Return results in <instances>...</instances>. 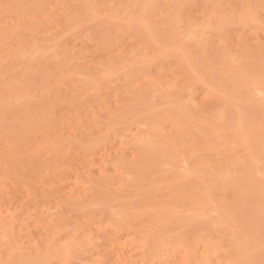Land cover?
<instances>
[{"label":"bare ground","instance_id":"6f19581e","mask_svg":"<svg viewBox=\"0 0 264 264\" xmlns=\"http://www.w3.org/2000/svg\"><path fill=\"white\" fill-rule=\"evenodd\" d=\"M43 1L0 0V42L4 43H0V54L11 47L6 49L7 54L0 55V65L5 64V58L11 60L17 56L24 60L29 72L35 68L32 74L38 73L37 80H42L45 88L42 93L47 96L46 100L39 99L40 103L45 100L42 106H61L60 117L63 115L62 119L56 117L57 123H46L50 128L56 124L55 128L40 131L49 142L39 139L40 144L35 138L37 144L30 145L27 154L22 149L19 153H10V150L9 154L6 151V155L0 154V177L3 178L0 181V264H213L214 258L219 259L215 264H264V183L257 185L252 178L264 175V149L258 145L264 139V125L245 117L238 103L240 99H232L234 90L229 96V89L254 86V77H258L260 84L264 83L261 0L241 8L237 18L241 26L256 29L252 37L244 39L236 35L237 38H232L234 29L231 31L230 24L239 23L232 21L234 12H226L221 3L209 12L210 0L205 1L202 6L206 7L199 11L201 15L196 9V15H200L197 17L192 14L193 3L179 1L178 5L173 3L174 7L167 5V9L157 2L154 6L153 0H144L143 6L134 11L136 16L131 15L137 19L142 14L133 20L139 27L131 26L132 31L127 32L129 28L125 30L124 19L117 10L114 9L116 14L113 10L104 11L107 16L103 20L107 19V24L89 41L77 42L72 38L74 44L66 38L67 28L63 27L72 22L68 20L70 10H65L69 8L67 3L58 0L63 7L67 5L60 8L66 12H61L67 18L63 23L65 18L60 16L62 22L59 21L60 17H56L59 13L52 10L56 3L45 0L42 4ZM80 1L86 15L100 17L99 10L90 1ZM47 2L48 8H44ZM40 4L45 9H41L43 17L29 11ZM228 16L231 17L228 19ZM46 21L55 27L48 28ZM200 25H203L201 29ZM256 35L262 36L259 37L262 44L248 40ZM258 37L253 39L258 41ZM127 38L131 41L129 45ZM188 39L191 43L186 42ZM238 45L246 59L245 69L246 65L250 67L249 71L246 69L249 73L244 70L241 73V67L235 69V74L240 71V79L235 78L233 65L228 61V57L233 58L238 52ZM202 53L204 57L208 53L205 65L201 63L204 72L198 62L191 61ZM213 54L227 59V66L231 63L228 77L225 70L227 81H223L224 73L221 82L215 76L218 66L216 70L209 67L218 58L214 55L213 60ZM259 56L262 61L256 58ZM166 62L168 67L172 65L169 71L174 74L165 71ZM16 64L18 67L22 61ZM8 66L0 67V72L3 71L0 75L9 73L11 66ZM253 68L258 72L256 76ZM178 71L184 74L183 78L180 73L176 74ZM250 71L253 76L249 75ZM79 76L85 79L84 83L77 80ZM177 77L182 78L179 81L182 84L176 81ZM175 82L183 86L167 95L166 87L175 88ZM162 89L166 95L161 94ZM39 100L34 106L41 107ZM234 100L239 105L235 102L230 105ZM22 110L25 106L20 113ZM218 140L223 141V147L225 141L229 145L225 144L221 155L216 157L215 153L220 154L218 149L222 147L214 144ZM20 153L23 156H18ZM12 166H28L29 171L24 176L17 175L8 188L5 172ZM144 200L147 204H141ZM182 209L186 210L185 214L192 212L191 217L177 216L184 212ZM72 214L78 218H72ZM210 214H216L213 220L227 221L223 230L219 226L222 235L214 233L221 236L217 240L211 238V233H205L210 238L200 236L202 229L209 226L203 227L205 220L200 224L201 231H197V218L204 219ZM190 218L197 222L190 223L187 220ZM184 219L189 227L186 225L187 229L178 233L177 229H182L178 224L185 222ZM135 222L139 224L136 226ZM253 223L256 230L252 228L251 234L249 226ZM216 225L218 228L217 222L212 223V227ZM170 227L178 234L172 232L173 235L167 236L165 229ZM193 227L198 235L184 236L193 232ZM216 246L219 250L213 252ZM218 254L225 260H220Z\"/></svg>","mask_w":264,"mask_h":264},{"label":"rangeland","instance_id":"374dc122","mask_svg":"<svg viewBox=\"0 0 264 264\" xmlns=\"http://www.w3.org/2000/svg\"><path fill=\"white\" fill-rule=\"evenodd\" d=\"M45 1V0H44ZM44 1H43V3L42 4H44ZM46 1H48L49 3H51V4H53L54 5V3H56L55 4V6L54 7H56L57 9H55L54 7L52 8V10H54V11H56L57 13H59L56 17L58 18V16L60 17H62V18H65L64 16H65V14H63V13H66V12H64L65 10L67 11V10H70L69 12H71V17H69L68 18V20H72V25H71V23L69 22H67V26H65V24L63 25V27H65V28H67V30H66V32H68L67 34H66V38L68 39V38H70V42L72 43V44H74L75 43V41L73 42V39L72 38H75V40L77 39V42L78 41H81V40H87V41H89L88 39H90V38H92V36H94L95 34H96V32L97 31H99V30H101L102 29V27L103 26H105L106 24H107V19H105V20H103V16L104 17H106L107 16V11L109 10H113L114 11V9L115 10H117V14L119 15V17L120 18H122V19H124V21H122L123 22V24H124V27H125V30L126 29H128L127 30V32H131L132 31V29H130L131 28V26H134L135 28L136 27H139V25L136 23V22H134L133 23V20H137V19H139L138 17H140V16H138L137 17V19L136 18H134L136 15H135V13H134V11H138V9H140L143 5H142V3H143V1L144 0H87V1H90V3H92V5L97 9V10H99V13L101 14H99L100 15V17L99 18H97V17H95V18H93V14H85V12H84V10H83V8H81V6L79 5L80 3H81V1L80 0H63L65 3H67V5L69 6V8H67V9H65V10H61V9H64V8H66V6L65 7H63V5H62V3L60 4V2L58 1V0H46ZM51 1V2H50ZM61 1V0H60ZM62 1V2H63ZM147 1V0H146ZM183 2V1H185L186 3H190V4H192V5H194L193 6V11H192V9H191V11L192 12H194V13H192L194 16H197L196 15V13L195 12H197V14L199 13L200 15H201V13L199 12L200 10H201V12L203 11V7H206V6H202V5H205L204 4V2L205 3H207V1L208 0H153V5L155 6V4H157V3H159V5H164V6H166V8H167V5H170V4H173V3H176V5H178L177 3L178 2ZM213 3H212V2ZM251 1V2H250ZM258 1V0H257ZM257 1H256V3H257ZM48 2H47V6H45L44 8H48ZM54 2V3H53ZM149 2V1H148ZM147 2V3H148ZM150 2H151V0H150ZM157 2V3H156ZM209 2V1H208ZM215 2V3H214ZM218 2V3H217ZM259 2V1H258ZM46 3V2H45ZM203 3V4H202ZM222 4L223 5V7L225 8V10H226V12H229V13H232V12H234V19H232V21L233 22H237L238 21V17L240 16V12H241V8L243 7V5L245 6V4H252V5H254L253 3H255V0H210V2L208 3V5H209V7H211V8H209V12H211V11H213V9H215L214 7H216V4H217V7L219 6V4ZM260 3H262V6L264 7V0H261L260 1ZM42 4H40V6H42ZM50 4V6H49V8H51L52 7V5ZM211 4V5H210ZM213 4H214V6H213ZM60 5H62V7H60ZM117 5H118V7H120V8H118L117 7ZM152 5V4H151ZM187 5H189V4H187ZM207 5V4H206ZM207 5V6H208ZM37 7L36 5H34V6H32L30 9H29V11H31V12H35V13H37L38 15L39 14H41V9H42V11L43 10H45V9H43V6L42 7ZM92 6V7H93ZM172 6V5H171ZM190 6V5H189ZM173 7H174V4H173ZM216 7V8H217ZM61 8V9H60ZM168 9V8H167ZM166 9V10H167ZM190 9V8H189ZM196 9H197V11H196ZM59 10H61V11H59ZM164 10V9H163ZM38 11V12H37ZM104 11L106 12L105 14H104ZM61 12H63V13H61ZM114 13L116 14V11H114ZM216 13V15L213 13V16H215V18H216V16H217V12H215ZM3 14H6V13H3ZM135 15L134 17H131V15ZM37 15V16H38ZM56 15V14H55ZM69 15H70V13H69ZM200 15H198L197 17H200ZM42 16V14L41 15H39V17H41ZM44 16V15H43ZM42 16V17H43ZM262 16V15H261ZM261 16H259V18H261ZM38 17V18H39ZM61 17H60V19H58L59 21L61 20V22H62V19H61ZM118 17V16H117ZM231 16H228V17H226V18H230ZM93 18V19H92ZM133 18V19H132ZM143 18H144V16H143ZM143 18H141V19H143ZM92 19V20H91ZM109 19V18H108ZM237 19V20H236ZM38 20H40V18L38 19ZM64 20H65V23H66V21H67V18H65V19H63V23H64ZM131 20V21H130ZM215 20V19H214ZM198 21V20H197ZM217 21V23H219V20H216ZM215 21V22H216ZM232 21H231V23H232ZM48 22V23H47ZM119 22H120V20H119ZM199 22V21H198ZM1 23V22H0ZM50 21H46V24H47V27L48 28H50V27H55L54 26V24H52V23H50ZM199 23H201V22H199ZM237 23H239V24H236V23H232V24H230V26H231V31L234 29V35H233V37L232 38H237V37H241L242 36V38L244 39V38H248L251 34L253 35V30L254 29H252L251 28V26L250 27H247V26H241V24H240V21H238ZM2 24V23H1ZM128 24H130V25H128ZM121 25H122V23H121ZM73 26V27H72ZM202 26L203 25H200L198 28L199 29H201L202 28ZM70 28L72 29V30H70ZM197 28V29H198ZM262 29V28H261ZM64 30V31H65ZM69 30H70V34H69ZM133 30H134V28H133ZM258 30H260V27H259V29H257V31ZM137 31H139V28H138V30ZM182 31V30H181ZM236 31V32H235ZM256 31V29L254 30V32ZM260 32V31H259ZM237 37H236V36ZM252 35L250 36V37H252ZM68 36V37H67ZM244 36V37H243ZM255 38H257L258 36L256 35V36H254ZM253 37V38H254ZM259 37H261L262 38V36H259ZM258 37V41H256V39H248V40H250V43L252 42V40L253 41H255V42H259V44H262L261 42H260V38ZM94 39V38H93ZM233 39V40H234ZM16 40V39H15ZM17 40H18V38H17ZM16 40V41H17ZM191 39H188V40H186V42H189ZM0 41H1V38H0ZM15 41V42H16ZM159 41H163L164 42V40H162L161 38H160V40ZM263 41V40H262ZM13 42V41H12ZM127 43H128V45L129 44H131V41L129 40V38H127V41H126ZM160 42V43H161ZM235 42V41H234ZM236 42H237V40H236ZM1 44L3 43V42H0ZM166 43V42H165ZM190 43H191V41H190ZM238 43V42H237ZM92 44H94V43H92ZM236 44V43H235ZM2 45H4V43L2 44ZM71 45V44H70ZM161 45H163V44H161ZM160 45V46H161ZM190 45V44H189ZM237 45V44H236ZM6 46H8V45H6ZM72 46V45H71ZM9 47V46H8ZM19 47V46H18ZM9 48H11V47H9ZM9 48L7 49V50H9ZM238 48H239V45H238ZM6 49H4V53L5 54H7L9 51H7ZM236 50H238L237 49V46H236V48H235ZM214 50V49H213ZM216 52V51H215ZM214 52V53H215ZM3 53V52H2ZM2 53L0 54V55H2ZM3 53V55H5ZM234 53V52H233ZM203 54V56H202V58H204L203 59V62H202V60L200 59L201 58V55ZM202 54H200V56H199V58L198 57H196V59H192L191 58V61L193 60V61H196V63L198 64V66L199 65H201V63H203V65H205V58H206V56H208L207 54L208 53H205L206 54V56L204 57V53H202ZM212 54V53H211ZM217 54V53H216ZM216 54H213L212 55V58H213V60H214V55H215V57H218L219 58V60H218V58H216V61H215V63H216V65H214L213 66V64H215V63H211L210 62V65H209V67L210 68H215V70L217 69V66H218V70H217V72L215 73V71H214V74H215V76H216V74H217V76H218V78L220 79V82L222 81V79H221V77H223V73H224V78H223V81L225 80V81H227L228 80V68H229V70H230V64L232 63V65H233V67H231V70H233L234 69V71L232 72V73H234L235 74V72H237L236 70H239V68L241 67V73H242V71L244 70V72L246 71V69H248V67H247V65H246V69H245V65L244 64H246V59H243V53H242V51H241V49L239 48V50H238V52L236 53V54H234L233 55V58H232V56H231V58L230 57H228V61H231V63H229L228 62V66H227V59H225L223 56H221L220 55V57H219V55H216ZM220 54V53H219ZM254 54V53H253ZM18 55V54H17ZM209 55H210V53H209ZM223 55V54H222ZM95 56V55H94ZM211 56V55H210ZM260 57V58H259ZM259 57H256L258 60L260 59L261 61H262V58H261V56H259ZM262 57H264L263 55H262ZM15 58H17V62L16 63H18V65L21 63V61H22V65H19L18 67H17V64L16 63H14L13 62V59H15ZM15 58H13V59H11V60H9L8 59V57L7 58H5L4 60H5V64H3L2 66L0 65V67L3 69V66H5L6 68H7V66L9 65V66H11V68H8L7 70L9 71V73H6V75L4 74V75H0V118L2 117V120L0 121V154H1V156H4V155H6L5 153H7V154H9V151L11 150V152L10 153H12V152H22V150H23V154H27V148H29L30 149V145H31V147L33 146L34 147V145H36L37 144V142H40V141H42L43 143H44V140H45V142H49L45 137H44V135L43 134H41L40 133V131H42V132H45V131H47V129L48 130H52L53 128H55L56 127V124H53V128H50V126H47V122H51V125H52V123L54 122V123H57V121H54V120H56V117H60V113L59 112H61V106H60V108H58L57 106L58 105H55V107H52V105H51V107H49L48 105L47 106H44V108H42L43 106H42V103L46 100V95H45V93H42L43 92V89H45L44 88V85H41V82H42V80L41 81H38L37 79V77H39L38 76V73L35 75H33L32 74V71L35 69H33V70H31V72H29L28 70H27V68H26V64H24V60H22V59H18V57L17 56H15ZM210 59H211V57H210ZM254 59V58H253ZM257 59H256V61H257ZM264 59V58H263ZM95 61L97 60V59H94ZM207 60H209V58H207ZM212 60V62H214ZM217 60H218V63H217ZM243 60V64H240L241 63V61ZM192 61V62H193ZM200 61V62H199ZM239 61V62H238ZM252 61V63L253 62H255L254 60H251ZM6 62H12L11 63V65L8 63V65H6ZM94 62V61H93ZM168 62V61H167ZM167 62L165 63V64H163V67H165L166 68V72L168 73H171L172 71H169V69L172 67V65H171V67H170V65H169V67H168V65H167ZM194 63V62H193ZM208 63H209V61H208ZM249 64H250V66H252V63L251 62H248ZM247 63V64H248ZM257 63V62H256ZM255 63V64H256ZM259 61H258V66H259ZM14 65H16L15 66V68L13 67ZM167 65V66H166ZM174 65V64H173ZM203 65H201V68H200V70L202 71V72H204L203 71ZM264 65V61H263V64H262V66ZM8 66V67H9ZM206 66H208V64H206ZM206 66H204V69H206ZM220 66H221V68L222 67H224V70L223 69H221L220 68ZM238 66V67H237ZM253 66H255L254 64H253ZM262 66H261V68H262ZM5 67H4V69H5ZM177 67V66H176ZM225 67H226V69H225ZM244 67V68H243ZM0 68V69H1ZM12 68H14L13 69V71L11 72V69ZM17 68V69H16ZM164 68V69H165ZM167 68H168V71H167ZM199 68V67H198ZM221 69V71H222V75L220 76V69ZM252 68V67H251ZM255 68V67H254ZM254 68H253V71H254V75L256 76L257 75V73L258 72H256L255 73V70H254ZM261 68H260V70H261ZM208 69V68H207ZM236 69V70H235ZM255 69H257V66H256V68ZM170 70H172V68L170 69ZM212 71H213V69H211ZM225 70L227 71V73L225 72ZM250 70V67H249V69H248V71ZM262 70H264V66H263V68H262ZM219 71V72H218ZM258 71H259V68H258ZM3 72V71H2ZM2 72H0V74L2 73ZM7 72V71H6ZM11 72V73H10ZM16 74H15V73ZM26 72H29L30 74H28L29 75V77H28V75H26ZM34 72V71H33ZM175 72V71H174ZM244 72H243V74H244ZM247 72V71H246ZM245 72V73H246ZM251 72V71H250ZM35 73V72H34ZM181 74L182 76V78L184 77V74H182V72H180V71H178V73L176 72V74ZM206 73H208V71L206 72ZM225 73L227 74V77H226V79H225ZM231 73V72H230ZM229 73V74H230ZM241 73H240V71H239V74L238 73H236L235 74V78H238V79H240V77H239V75H241ZM247 73H249V72H247ZM171 74H174L173 72L171 73ZM234 74H233V79H232V81L234 80ZM238 74V75H237ZM249 75H252L253 76V73L251 72V74H249ZM180 76V75H179ZM26 77V79H23V78H25ZM75 77V76H74ZM77 77V76H76ZM76 77H75V79H76ZM231 77H232V75H231ZM80 78L82 79V77L81 76H79V78L77 79V80H79L81 83H84V80L82 79V80H80ZM180 77H177V80L176 81H181V79L182 78H180ZM258 78V77H257ZM257 78H255L254 77V79L256 80V83H255V87L254 86H252V87H250V89H248V88H245V89H242V87H241V85H240V89H232V91L229 89V96H230V98H231V96L233 95V90H234V92L236 93V91H237V93L235 94L234 93V95L232 96V99L234 98H237V99H240V102H239V100H238V103L241 105V109H243V112L245 111V117L247 118V117H249L250 119H252L253 121H255V122H257V123H259V125L261 126V124H262V126L264 125V83H262V84H260L261 82H258V79ZM179 79V80H178ZM21 80H22V83H21ZM74 81V80H73ZM219 81V80H218ZM229 81H230V77H229ZM25 82H27V83H25ZM76 82V81H75ZM247 82V81H246ZM264 82V81H263ZM19 83V84H18ZM180 84H182V82H179ZM258 83H259V85H258ZM21 84H23V85H21ZM171 84H174V83H171ZM177 83L175 82V88H172L171 86H167L166 87V90H167V95L169 94L168 92H171L170 94H174V89H177L178 87H180V86H183V85H176ZM183 84H184V82H183ZM226 85V83L224 82L223 83V85ZM233 85V83H229V82H227V85ZM243 84V83H242ZM15 85H17V86H15ZM256 85H258V86H256ZM77 86H82V87H84V86H86V85H77ZM19 87H20V89H19ZM169 88H171V89H169ZM261 88V89H260ZM165 89V88H164ZM247 89V90H246ZM252 89V92H250V90ZM24 90H25V92H24ZM32 90V91H31ZM35 90H36V92H35ZM163 90V89H162ZM166 90L164 91H162V93L161 94H163V95H166L165 94V92H166ZM254 90V91H253ZM20 91H21V93H20ZM28 91V92H27ZM37 91H38V93H37ZM41 91V93H39ZM240 91H241V93H242V95H240L241 93H240ZM249 91V92H248ZM257 91V92H256ZM262 91V92H261ZM244 92V93H243ZM245 93L247 94L246 96H245ZM20 94V95H19ZM23 94V95H22ZM239 94V95H238ZM16 95V96H15ZM41 97H40V96ZM239 96H240V98H239ZM248 96V97H247ZM15 97H16V99H15ZM18 97H20L19 99H18ZM27 97V98H26ZM42 97H45V100H42L41 101V103H40V100L39 99H44V98H42ZM243 97V98H242ZM246 97L248 98V100H246ZM26 98V99H25ZM29 98H31V99H29ZM33 98V99H32ZM12 101H11V100ZM15 99V100H14ZM25 100H28V102H26ZM36 100H39L38 102H39V104H40V106L41 107H38L36 104H35V106H34V103H36ZM243 100H246V101H244V103H243ZM24 101V102H23ZM15 102V103H14ZM38 102H37V104H38ZM46 102V101H45ZM45 102H44V104H45ZM233 102H235V103H237L236 102V100H234V101H232V104H230V105H234V103ZM13 103V104H12ZM21 103H22V105H21ZM237 103V104H238ZM3 104H6L7 106H4ZM15 104H17V106H15ZM228 104V107H231L230 105ZM238 104V105H239ZM9 106H11V108L9 107ZM13 106H15L16 107V109H19V111L18 110H16L15 108H13ZM24 106H25V110H22L21 111V113H20V110H21V107H23V109H24ZM26 106H27V108H26ZM28 106H30V107H28ZM6 107H7V109H6ZM9 107V108H8ZM35 107V108H34ZM13 108V109H12ZM48 108V109H47ZM52 108L54 109V108H56V110L53 112V110H52ZM236 108H238V106L236 105ZM15 109V110H14ZM230 109V108H229ZM3 110H4V112H3ZM29 110V111H28ZM58 114H57V113ZM9 113V114H8ZM56 113V114H55ZM63 113V112H62ZM5 115V116H4ZM66 115V114H65ZM4 117V118H3ZM61 117H63V115L61 114ZM60 117V118H61ZM60 118L58 119L57 118V120H60ZM40 119H42L41 120V122H40ZM48 119V120H47ZM62 119V118H61ZM248 119V118H247ZM43 122V125L41 124ZM61 122H63V120H61L60 122L58 121V123H61ZM45 123V124H44ZM48 123V124H49ZM45 125H46V127H45ZM32 126V127H31ZM33 126H34V129H33ZM60 126V125H59ZM38 127V128H37ZM62 127V124H61V126H60V128ZM33 130H32V129ZM58 128V127H57ZM261 128V127H260ZM41 129V130H40ZM37 130V132H39V133H37V132H35V135H34V131H36ZM32 132V133H31ZM31 133V134H30ZM36 133H37V135H36ZM51 133H53V131L51 132ZM39 135H42V137L40 138L39 137ZM32 136V137H31ZM38 136V137H37ZM35 138H37L36 140H37V142H34L35 140ZM39 139H40V141H39ZM24 142V144L23 143H21L22 141ZM51 140H53V139H51ZM21 141V142H20ZM33 141V142H32ZM261 141V143L260 144H258L259 145V148H260V146H261V148H262V150L264 149V139H263V141H262V139L260 140ZM42 142H40V144L42 143ZM219 142H222V144H219ZM34 143V144H33ZM228 142H226L225 141V144H227ZM22 144H23V146H22ZM214 144H216V145H218V146H222V147H220L218 150V152L220 153V154H217V153H215L216 154V157L217 156H220L221 155V149H222V151L225 149V147L227 146H225V144H224V147H223V141L221 140V141H219L218 140V142L217 143H214ZM18 145V146H17ZM228 145H229V143H228ZM38 146H39V144H38ZM41 146H44V144L43 145H41ZM218 146L216 147V148H218ZM1 147H2V149L4 148V150H1ZM14 147V148H13ZM18 147H20V149L18 148ZM232 145L230 146V149L232 150ZM18 148V149H17ZM215 148V149H216ZM224 148V149H223ZM8 149V150H7ZM22 149V150H21ZM228 149V148H227ZM229 149V150H230ZM31 150V149H30ZM30 150H28V152H30ZM4 151H6L5 153H4ZM3 152V153H2ZM217 152V151H216ZM263 151H261V153H262ZM214 153V152H213ZM212 153V154H213ZM215 154H213V156L215 155ZM224 154V153H223ZM225 154H226V151H225ZM19 155H22L21 153L20 154H18V156ZM28 155H29V153H28ZM14 156H15V153H14ZM23 156V155H22ZM25 156H27V155H25ZM211 157H212V155H211ZM215 157V156H214ZM213 157V158H214ZM216 157H215V159H216ZM22 158V157H21ZM24 158V157H23ZM27 158H28V156H27ZM26 158H24V160H25ZM27 167V168H26ZM26 167H24V166H22V167H14V166H12V167H10L9 168V170L7 171V172H5V175L7 176V178H6V180H5V185H6V187H8L9 188V186H11L12 187V180L14 179H17L16 177H17V175H18V177H20V176H24L25 175V171L27 170V169H29L28 168V166H26ZM5 168H2V170H4ZM27 171H29V170H27ZM26 171V172H27ZM240 171H241V173L243 172V170L242 169H240ZM239 171V172H240ZM13 172V173H12ZM20 174V175H19ZM258 174V173H257ZM258 176H259V178H258ZM257 177H255L254 175H253V177L252 178H254V181L253 182H255V184H257V185H260V184H258V183H261V185L264 183V178H262V176L264 177V175H262L261 174V177H260V174L258 175ZM3 180V178H1L0 177V181L2 182V180ZM253 180V179H252ZM4 182V181H3ZM259 190H261V189H259ZM143 202V201H142ZM146 202H147V200H146ZM145 202V200H144V202L143 203H141V204H147ZM139 203V202H138ZM138 203H136L135 205L136 206H138ZM141 204H140V206H141ZM140 206H139V208H140ZM182 207V206H181ZM134 208H135V206H134ZM138 208V207H137ZM184 208V207H183ZM187 208L188 207H186V210H187ZM141 209H143V208H141ZM189 209V208H188ZM135 210V209H134ZM183 210V209H182ZM186 210H183L184 212L183 213H181L180 211H178V213L180 212V214H177V216H186L187 218L188 217H191V215H192V212L191 213H189V212H186V214H185V211ZM135 211H137V212H139L140 211V209H138V210H135ZM134 211V212H135ZM141 212V211H140ZM136 213V212H135ZM142 213V212H141ZM195 213H197V212H194V214ZM198 213H201V212H198ZM138 214V213H137ZM182 214V215H181ZM190 214V215H189ZM211 214H214V213H211ZM210 214V215H211ZM73 215V216H72ZM71 216H72V218H74L75 216L77 217V214H75V216H74V214H72ZM216 215V214H215ZM215 215H211L210 217L212 218H210V217H207V216H204V219H198L197 218V220L199 221L198 222V226H197V224H196V226H197V231H201V229H202V227H200V224L203 222L204 223V220H205V224H203V227L204 226H210V227H212V223H216L217 222V224H218V228H217V225H216V227L214 228V226L210 229L209 228V226H208V228H206V227H204V231H203V229H202V232H200V236L201 237H209L210 238V236L209 235H206L207 233L209 234V233H211L210 235H211V238L213 237L214 238V240H217L216 238L218 237V236H220V234L222 235V231L220 230L221 228H222V230L225 228V226H224V223H226L225 222V219H224V223L222 222L223 221V219H221L222 221H220V219H216V218H214V220H213V217H216ZM75 217V218H76ZM78 218V217H77ZM145 218V217H144ZM181 219V218H180ZM145 220V219H144ZM187 220H189V222L191 223L192 222V220H191V218L190 219H187ZM187 220H185L184 219V221L185 222H182L181 220V222L178 224V225H180V227L182 228H180L181 230H179V229H177V231H178V233L181 231V232H184L183 230L184 229H187L189 226V222H187ZM211 220H213L212 222H210ZM194 222H192V224L194 223L195 224V221H196V219H194L193 220ZM197 222V221H196ZM210 222V223H209ZM142 223V222H141ZM209 223V224H208ZM134 224V223H133ZM138 224H139V222H138ZM138 224H136V222H135V225L137 226ZM192 224L190 225V227L192 226ZM186 225H187V228H186ZM227 225V224H226ZM185 226V227H184ZM219 226H221V228H219ZM139 227V230L137 229ZM138 227H135V229H137L138 231H140V226H138ZM178 227V226H177ZM200 227V228H199ZM230 227V226H229ZM250 227V230L249 231H251V234L252 233H254V231L252 232V230L254 229V230H256V226L254 225V223H253V225L252 226H249ZM179 228V227H178ZM194 228V227H193ZM196 228V227H195ZM194 228V230H192L193 232H189V233H183L184 234V236H188L189 237V235L192 237V235H194V234H197L198 232L196 231V229ZM253 228V229H252ZM135 229L133 230V232H136L135 231ZM229 229V228H228ZM252 229V230H251ZM166 231H168V235H167V233H166V235L167 236H170V235H173V234H175L176 233V231H175V229L173 228V227H170V228H167V229H165V232ZM187 231H189V229L187 230ZM186 231V232H187ZM172 232H173V234H172ZM229 232H231L230 230H229ZM136 233H138V232H136ZM178 233H176V234H178ZM206 233V234H205ZM214 233H220L219 235H217V234H215V235H217L216 237H215V235H214ZM130 234H131V232H130ZM133 234H135V233H133ZM132 234V235H133ZM175 234V235H176ZM203 234V235H202ZM131 235V236H132ZM198 235V234H197ZM206 235V236H205ZM136 236V235H135ZM181 236H182V234H181ZM195 236V235H194ZM199 237V236H198ZM220 238H221V236H220ZM223 238V237H222ZM215 243H217V241H215ZM219 248V247H218ZM217 248V246L215 247V248H213V252H215L216 250H219ZM221 249V248H220ZM222 255V254H221ZM220 254H218V256L221 258L220 260H225V257L224 256H221ZM219 259H216L215 260V258L213 259V264H215V263H218V262H216V261H218ZM224 264H226V263H224Z\"/></svg>","mask_w":264,"mask_h":264}]
</instances>
